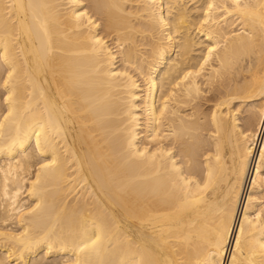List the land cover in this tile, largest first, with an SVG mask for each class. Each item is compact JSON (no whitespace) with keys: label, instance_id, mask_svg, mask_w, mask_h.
<instances>
[{"label":"bare ground","instance_id":"obj_1","mask_svg":"<svg viewBox=\"0 0 264 264\" xmlns=\"http://www.w3.org/2000/svg\"><path fill=\"white\" fill-rule=\"evenodd\" d=\"M0 264H264V0H0Z\"/></svg>","mask_w":264,"mask_h":264},{"label":"rangeland","instance_id":"obj_2","mask_svg":"<svg viewBox=\"0 0 264 264\" xmlns=\"http://www.w3.org/2000/svg\"><path fill=\"white\" fill-rule=\"evenodd\" d=\"M0 93H1V92H0ZM1 94H3V92H2Z\"/></svg>","mask_w":264,"mask_h":264}]
</instances>
